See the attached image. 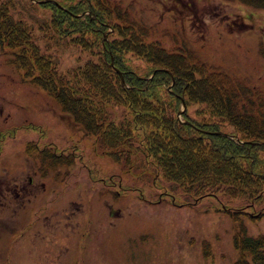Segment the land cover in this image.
Returning a JSON list of instances; mask_svg holds the SVG:
<instances>
[{
    "label": "trees",
    "instance_id": "16d2710c",
    "mask_svg": "<svg viewBox=\"0 0 264 264\" xmlns=\"http://www.w3.org/2000/svg\"><path fill=\"white\" fill-rule=\"evenodd\" d=\"M38 1L0 0V53L18 59L15 68L52 95L72 115L74 127L95 137L99 154L118 155L114 159L129 178L151 181L165 194L219 201L236 221L242 214L264 216L260 90L201 62L187 48L175 43L164 48L163 17L146 26L132 16L133 9L122 5L127 15L118 13L112 0ZM227 1L264 9V0ZM24 16L40 23L39 39L26 31ZM37 39L45 43L42 52ZM67 44L77 46L87 61L61 69ZM184 66L192 71L186 74ZM242 84L258 100L248 93L244 98ZM182 103L187 108L181 120ZM193 104L203 106L196 116L189 111ZM27 153L40 155L33 157L40 172L67 161L34 143ZM234 243L237 264H264V233L249 235L241 223Z\"/></svg>",
    "mask_w": 264,
    "mask_h": 264
},
{
    "label": "rangeland",
    "instance_id": "374dc122",
    "mask_svg": "<svg viewBox=\"0 0 264 264\" xmlns=\"http://www.w3.org/2000/svg\"><path fill=\"white\" fill-rule=\"evenodd\" d=\"M117 2L121 5L112 0V7L117 6L118 13L122 5L133 9L132 16L142 18L146 26L163 17L166 37L159 41L164 48L170 50L175 43L179 49H189L201 62L241 76L247 84L243 83L260 90L262 97L258 100L242 84L244 98L248 93L263 102L264 9L227 0ZM45 12L49 18L50 12ZM120 14L127 15L123 9ZM24 18L26 31L33 30L31 36L39 39L40 23ZM37 46L44 51L45 43ZM78 51L77 46L67 44L62 50L61 69L87 61ZM188 54L184 55L197 63ZM17 63L14 56L0 53V183L10 193L6 183L16 182L27 196L18 202V212L5 209L1 213V204L13 205V201L3 199L0 192V264H236L239 252L234 238L241 223L249 235L264 232V217L244 214L236 221L212 201L180 207L172 204L169 194L162 195L160 203L141 200L138 193L156 201L154 196L161 195L163 189L155 191L150 183L146 189V183L133 182L115 161L118 155L99 154L95 137L81 126L74 127L72 115L25 77L26 73L24 76L17 70ZM182 69L186 74L192 71L185 66ZM193 105L189 111L196 116V110L203 106ZM32 142L57 146L66 155V147H71L82 155L80 160L88 164L97 181L111 177L139 190L117 197L111 192L115 188L91 181L83 165L72 166L69 171L64 168L60 174L53 172L66 183L40 179L26 153ZM174 195L176 202L191 201Z\"/></svg>",
    "mask_w": 264,
    "mask_h": 264
},
{
    "label": "flooded vegetation",
    "instance_id": "af4514ba",
    "mask_svg": "<svg viewBox=\"0 0 264 264\" xmlns=\"http://www.w3.org/2000/svg\"><path fill=\"white\" fill-rule=\"evenodd\" d=\"M31 180L32 179H30V182H31ZM8 185H10V184H8ZM1 189H2L1 194L3 195V197L9 198L10 200H12V198H13L14 202H16V201L20 200L22 197H24V195H22V192H23L22 187H20L18 185V183H16V182L10 186V193H9V190L7 188H4V185H1Z\"/></svg>",
    "mask_w": 264,
    "mask_h": 264
}]
</instances>
